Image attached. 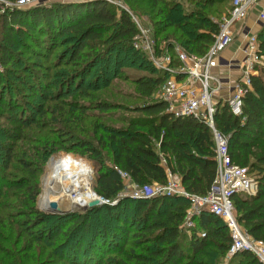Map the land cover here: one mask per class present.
Segmentation results:
<instances>
[{
	"label": "trees",
	"instance_id": "obj_1",
	"mask_svg": "<svg viewBox=\"0 0 264 264\" xmlns=\"http://www.w3.org/2000/svg\"><path fill=\"white\" fill-rule=\"evenodd\" d=\"M141 1H148L147 5L152 13L150 21L157 40L174 28L173 37L167 34L163 39H168L167 42L173 45L178 43L187 52L199 56L205 55L214 43L219 27L209 15L187 11L180 0ZM223 1L198 0L197 5L203 9L212 8ZM109 6L104 0L58 1L24 9H8L1 13L0 25L6 43L0 44V66L7 70L9 80L3 82V73L0 71V86L3 84L0 100L3 101L6 90L13 92L9 82L14 73H10L8 69L15 61L11 48L17 45L20 41L18 39L31 40L32 32L41 34V38L36 39L39 47L36 59L42 57L47 63H52L50 66L40 62L39 67L53 70L76 61L82 63L79 68L69 70L66 74L68 88L76 86L81 93H87L90 88V83L87 82L102 60L106 62L105 72H112V54L116 50L117 53L122 51L132 56L131 62L145 57L146 54L133 46L137 28L130 15L123 10L118 16ZM215 12H219L218 9ZM257 36L260 54L264 55V25ZM43 42L46 46H43ZM159 45L160 43L158 47ZM60 47L64 48L52 60ZM88 55L91 56L90 60L83 63V58L89 57ZM118 57L119 55L117 60L120 63ZM173 66H180L176 58ZM154 68L150 69L155 73L153 76H142L135 82L139 96L146 99L143 104L123 107L120 104L115 106L99 102L96 106L100 111L125 108L141 112L143 116L130 119L128 127L123 130H108L98 120L90 122L98 142L101 145H112V162L104 163L102 169L97 170L95 187V191L109 202L117 200V196L125 189L120 170L127 172L141 186L167 185L168 172L177 174L184 189L197 196L206 195L215 181L217 162L213 130L196 117H176L167 112V103L158 99L157 93L168 74ZM255 68L257 74L252 76L251 88L243 98V116H235L226 102L217 106L214 121L215 127L229 136V151L233 163L247 169L257 182L255 194L238 193L233 196L237 221L251 238L264 242V67L256 64ZM115 69L117 66L114 71ZM49 76L50 74L43 77L41 73L36 75L38 81L31 85L34 98L42 97L50 91L46 82ZM103 77L101 72L99 79L102 80ZM115 77H119L118 74ZM110 79L107 78V84L111 82ZM14 104L11 98L9 105L16 111ZM70 106L67 114L69 125L86 121L91 116L87 112L91 108L89 106L76 103H71ZM29 117L35 121L34 116ZM32 119L29 120L30 124ZM103 130L109 134H103ZM73 138L74 136L69 138L71 144L79 147L90 158L95 161L103 159L101 151L92 142L78 141V138H75V142ZM5 152L7 157L5 162L0 163V176L11 168V151L6 149ZM5 186L2 178L0 197ZM17 186L21 187L22 184L18 183ZM30 197L33 202L36 200L34 194ZM121 201L88 209L89 212L107 209L108 216L104 221L114 219L122 222H117L114 226H109L106 222L93 225L94 221H91L89 213L44 217L45 220L39 218L37 223L50 221L52 226H48V232L55 230L56 234L67 236L60 244L63 254L59 258L65 264H74L73 257L75 260L82 257L79 264H104L106 256L109 257L110 264H127L120 259L110 258L113 251L124 254L126 261L132 264H222L226 258L233 241L228 225L220 217L203 212L194 218L196 225L191 234L186 232L184 223L191 206L190 199L182 196L142 199L128 197L124 207ZM131 208L134 209V214L130 223L128 213ZM67 220H72V226L63 229L62 224ZM127 245L130 248L125 250ZM71 248L72 254L68 252ZM232 261L235 264H262L249 251L238 252Z\"/></svg>",
	"mask_w": 264,
	"mask_h": 264
},
{
	"label": "rangeland",
	"instance_id": "obj_2",
	"mask_svg": "<svg viewBox=\"0 0 264 264\" xmlns=\"http://www.w3.org/2000/svg\"><path fill=\"white\" fill-rule=\"evenodd\" d=\"M180 1L183 2L187 11L200 12L203 16L209 15L214 22H218L222 15L231 7L230 0H224L215 4L212 8L206 7L205 9L197 5L198 0ZM16 4L17 2L12 4V6L18 9ZM123 4L125 8H116L111 5L109 7L118 16L123 10L127 9L128 11L126 12L132 20L133 16L139 17L153 30V25L150 21L152 13L147 5L148 1L123 0ZM216 9L220 13L215 12ZM174 30V28L169 29L160 37V40H157V43H160L159 48L163 43L167 42L168 39H163L167 34L173 37ZM259 32L255 33L258 35ZM4 35L0 25V44L6 43ZM31 36V40L18 39L20 41L17 42V45L11 48L15 55V61L9 65L8 69L10 73H14L9 82L14 93L6 90L3 93V101L0 100V163L6 161V149L10 150L12 154V157H10L11 168L0 176V181L3 178L6 184L0 197V264H65L63 261H59V258L63 254L60 244L67 239V236L65 234H56L55 230L48 232V226H52L50 221L37 223L39 218L45 220L47 217L63 215L47 210L48 207L42 198L45 191L47 192L45 180L50 172H54L58 167L66 165L71 171L68 175L69 177L73 176L78 170L86 173L85 175L89 178L91 185L93 184L92 187L95 191L97 170L99 168L102 169L104 163L111 164L113 150L110 143L101 145L98 142L90 122L98 120L109 128L108 130H123L128 127L130 119L144 115L141 112L118 107L108 111H100L96 106L99 102H107L115 106L120 104L119 106L122 105L123 107L143 104L146 99H142L139 96L135 82L139 77L153 76L155 73L151 72L150 69L156 68V66L145 52H143L146 54L145 57L131 62L133 60L132 56L130 57L129 54L122 51H119L118 54V50H116L112 54V72H105L106 68L104 65L106 66V62L102 60L87 82V84L90 83L87 93H81L76 86L71 87V89L68 88L66 74L69 70L73 71L79 68L82 63L76 61L74 64L53 70L39 67L38 63L40 62L50 66L52 63H50L51 61L47 63L45 58L42 57L39 58L42 61L36 59L37 55H39L36 53L39 50L36 39H40L41 34L32 32ZM42 44L46 46V43L43 42ZM63 48H59L52 60L56 59V56ZM118 55L121 60L120 63L117 60ZM90 57L85 56L82 62L85 63L90 60ZM260 61L257 65L264 67V58H261ZM116 66L117 69L114 71ZM0 71L3 73V82L9 80L7 70L0 66ZM101 72L104 74L102 80L99 79ZM38 73H41L43 77H47L50 74L46 78L50 91L42 97L34 98L31 85L38 81L36 79ZM117 74L119 77H115ZM107 78H111L109 84L106 82ZM2 85L0 86V92H2ZM97 87L98 89H96ZM85 94L90 97H86L87 95ZM11 98L13 104L16 103L14 104L16 111L9 105ZM71 103L91 107L87 111L91 116L86 121L67 124V114L71 109ZM30 115L35 117V121L29 117ZM93 115L99 117H94ZM29 118L32 119L31 124L29 123ZM102 133L109 134L104 130ZM70 136H74L73 141L75 142L77 141L75 138H78V141L86 140L92 142L101 151L103 159L95 161L90 158L79 147L71 144ZM18 183H21L22 186H17ZM7 185L15 187L8 188ZM59 185H55L54 189L61 195V205L72 207L68 208L66 213H89L91 221H94L93 225L99 224V222H106L109 226H114L117 222L122 223L114 219L104 221L108 216L105 208L99 210L100 212H89L87 207L72 206L70 201H68L72 194L62 198L65 193L64 189L68 186L67 182ZM125 185V189L117 196L119 201L122 200L121 204L123 207L125 206L126 198H128L125 195L131 189L127 180H125ZM32 194L36 197L34 202L30 197ZM98 196L100 195L98 194ZM123 209L122 211H124ZM133 212L134 209L131 208L128 213L130 223ZM62 225L63 229L70 228L72 220H67ZM31 243L32 245H30ZM129 248L130 245H127L125 250ZM68 252L72 254V248ZM110 258L120 259L127 264H132V262L126 261L127 258L122 253L117 254L113 251ZM81 261L82 257L77 258V260L73 257L74 264H79ZM103 262L104 264H110L109 257L106 256ZM232 262V258L226 256L222 264H235Z\"/></svg>",
	"mask_w": 264,
	"mask_h": 264
},
{
	"label": "built area",
	"instance_id": "obj_3",
	"mask_svg": "<svg viewBox=\"0 0 264 264\" xmlns=\"http://www.w3.org/2000/svg\"><path fill=\"white\" fill-rule=\"evenodd\" d=\"M49 0H19L18 9L29 8ZM82 1V0H71ZM116 8H125L123 0H104ZM263 0H231L230 9L222 15L218 23V32L215 41L208 52L199 56L187 52L180 44L166 42L159 48L152 28L139 17L133 21L137 34L133 39L135 49L147 53L158 70L168 74L160 87L157 98L167 103V112L176 117L193 116L208 124L213 130L215 141V159L217 162V175L211 190L204 196L189 194L180 183L177 174L168 172L167 185L151 184L141 186L133 185L125 196L133 199L151 198L156 196H182L191 200L184 227L190 230L194 226V217L203 212H210L223 219L230 229L232 245L227 257L233 258L240 251H249L264 264V242L251 238L237 221L236 207L233 196L238 193L255 194L256 180L232 161L229 151V136L215 127L214 115L219 104L229 103L231 112L235 116H243V98L251 88V78L257 74L255 65L264 58L260 54L259 40L248 24V19L253 8ZM8 0H0V14L13 8ZM125 11H128L125 9ZM259 20L264 22V12L261 11ZM238 35L246 38L243 60L236 62L227 61L228 68L239 65L241 72L235 81L232 95L222 103L216 99L220 94L222 79L215 76L214 69L221 65L222 53L235 41ZM177 59L180 66H173ZM181 76V78H179ZM122 178L131 179L127 172L120 170ZM101 200L105 198L101 197ZM116 201V200H115ZM114 202V201H113ZM88 208V206H86Z\"/></svg>",
	"mask_w": 264,
	"mask_h": 264
},
{
	"label": "bare ground",
	"instance_id": "obj_4",
	"mask_svg": "<svg viewBox=\"0 0 264 264\" xmlns=\"http://www.w3.org/2000/svg\"><path fill=\"white\" fill-rule=\"evenodd\" d=\"M70 173V168L66 165H62L58 167L54 172H50L48 174L45 180V187L47 188V192L45 191V194L42 196L46 206L48 207V211L50 210L49 206L51 201H56L58 203V206L64 210L72 208L70 206L61 205V195H59L57 193V190L54 189L55 185L60 186L59 184H63L66 182L68 186L64 189L65 193L62 198H64L66 195L70 196V194H72V196H70L68 200L70 201L72 206L84 208L89 205V202L95 199H99L98 194L93 190V184L91 185L89 178L85 175L86 173L78 170V172L74 173L73 176L69 177L68 175ZM54 183L55 185L53 186Z\"/></svg>",
	"mask_w": 264,
	"mask_h": 264
},
{
	"label": "crops",
	"instance_id": "obj_5",
	"mask_svg": "<svg viewBox=\"0 0 264 264\" xmlns=\"http://www.w3.org/2000/svg\"><path fill=\"white\" fill-rule=\"evenodd\" d=\"M52 1H54V2H58V1L69 2L71 0H49L47 2L50 3ZM261 11L264 12V0L262 2H260L256 8H253V10L251 11V13L249 15L248 24H249V26L253 32L260 31L264 25V22L260 21L258 18ZM255 18H256L257 25L255 22ZM259 28H260V30H259ZM245 43H246V38L243 37L242 35H238L236 37L235 41L222 53L221 65L218 68L214 69L215 76L220 77L222 79V86H221L220 94L217 95V97H216V99L219 101V103L226 101L232 95V91H233L232 87H233L235 81L238 79L240 72H241L240 67H238L239 65H236L235 67H232V68H228L226 66L227 61L234 60L236 62H239V61L243 60L245 55H246V53L244 51ZM127 182L129 183V186L131 189H132L133 185L137 184L132 179H130ZM180 183H181V180H180ZM181 185H182V183H181ZM195 225L196 224H194V226ZM192 228L190 230H187L185 228V230L188 234H191Z\"/></svg>",
	"mask_w": 264,
	"mask_h": 264
},
{
	"label": "water",
	"instance_id": "obj_6",
	"mask_svg": "<svg viewBox=\"0 0 264 264\" xmlns=\"http://www.w3.org/2000/svg\"><path fill=\"white\" fill-rule=\"evenodd\" d=\"M126 197H129V195H127ZM118 201H119V199H117V200L114 201V202L101 201V198H100V196H99V199H95V200L89 202L88 208L98 206V205H100L101 203H102V204H108V203H111V204H117ZM49 207H50L49 212H57V213H61V214H64V213L67 212V210L61 209V208L58 206V203H57L56 201H51Z\"/></svg>",
	"mask_w": 264,
	"mask_h": 264
}]
</instances>
